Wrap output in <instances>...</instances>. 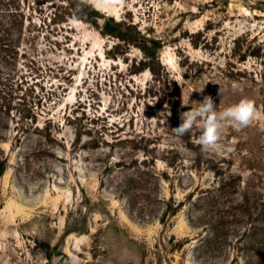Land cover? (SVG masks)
Returning a JSON list of instances; mask_svg holds the SVG:
<instances>
[{"label": "rangeland", "instance_id": "obj_1", "mask_svg": "<svg viewBox=\"0 0 264 264\" xmlns=\"http://www.w3.org/2000/svg\"><path fill=\"white\" fill-rule=\"evenodd\" d=\"M11 1L24 17L0 96V264H246L197 249L203 222L264 223V0ZM204 96L255 104L224 151L172 132ZM33 110L48 113L17 135Z\"/></svg>", "mask_w": 264, "mask_h": 264}, {"label": "trees", "instance_id": "obj_2", "mask_svg": "<svg viewBox=\"0 0 264 264\" xmlns=\"http://www.w3.org/2000/svg\"><path fill=\"white\" fill-rule=\"evenodd\" d=\"M18 2V1H17ZM11 0H0V96L7 93L9 83L11 82V74L7 72L8 66L12 59H15V55H19V45L22 39V21L24 17L20 6H12ZM12 7H15L14 10ZM14 14V15H13ZM98 12L92 11L88 14L87 18H82L87 23L96 24L100 18ZM12 18H15L12 21ZM17 18V19H16ZM1 100L3 104L7 102L5 97ZM30 116H26L25 119H29V122H16L15 131L18 134L22 131L23 133H29L37 125L38 117L45 116L48 112L41 111L40 113L32 111ZM44 114V115H43ZM4 120L0 116V131ZM41 130H38L40 133ZM36 133V132H35ZM8 168V160L5 156L0 155V177H2ZM218 193V192H216ZM211 195V193H210ZM226 195L222 193L220 196ZM201 200L207 201L209 193H204ZM2 209L0 205V210ZM180 209L178 205L172 215H175ZM244 212H249L250 207L246 205L239 208ZM228 213L227 215H231ZM161 223H165L164 220H160ZM206 225L205 234L202 235L199 240L197 252L203 256L211 257L212 255L228 256L226 253V247L232 249V253L236 254L234 262L238 261V258L246 261V264H264V223L260 226L254 225L250 222V226L245 228L241 234L234 233L232 229V219L228 218L225 222H203ZM229 226V227H228ZM234 239V240H232ZM232 254V255H233ZM230 255V252H229ZM241 255H244L241 257Z\"/></svg>", "mask_w": 264, "mask_h": 264}, {"label": "clouds", "instance_id": "obj_3", "mask_svg": "<svg viewBox=\"0 0 264 264\" xmlns=\"http://www.w3.org/2000/svg\"><path fill=\"white\" fill-rule=\"evenodd\" d=\"M83 6H91L101 11L110 10L111 3L110 0H79L77 8L80 9ZM190 96L185 98L182 95V108L188 107ZM255 117L256 108L252 100L241 99L234 105L218 110L213 98L204 96L200 102L193 101L190 110L179 114L180 124L173 128L172 132L177 136H183L198 130L197 142L203 150L213 153L221 152L225 150L222 142L225 125L231 122L238 129H243L250 126Z\"/></svg>", "mask_w": 264, "mask_h": 264}, {"label": "water", "instance_id": "obj_4", "mask_svg": "<svg viewBox=\"0 0 264 264\" xmlns=\"http://www.w3.org/2000/svg\"><path fill=\"white\" fill-rule=\"evenodd\" d=\"M105 22H106L105 19L99 20V24L101 26H103L105 24ZM63 259H64V256H60V257H58L57 259L54 260L53 264H58Z\"/></svg>", "mask_w": 264, "mask_h": 264}]
</instances>
